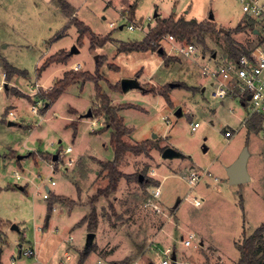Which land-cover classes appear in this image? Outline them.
<instances>
[{
  "label": "rangeland",
  "instance_id": "1",
  "mask_svg": "<svg viewBox=\"0 0 264 264\" xmlns=\"http://www.w3.org/2000/svg\"><path fill=\"white\" fill-rule=\"evenodd\" d=\"M66 1L73 11L68 15L56 0H0V264H94L97 258L109 264H160L167 247L176 254L170 264H236V244L264 221V130L241 124L249 109L239 99L213 98L201 67L227 55V33L249 48L259 38L250 29H238L246 19L238 0ZM174 11L197 21L213 15L215 29L205 34L206 46L196 42L200 54L182 58L164 37L156 50L118 49L120 41L142 39L157 14L166 18ZM132 13L142 30L128 29ZM77 19L97 37L110 34L112 40L91 48L92 34L86 32L79 42L72 24ZM73 45L78 52H70ZM54 54L66 60L50 63L38 80L36 65ZM3 60L17 73L6 77ZM66 71L82 77L47 103L48 92ZM124 78L137 80L140 87L124 92ZM95 81L111 105L132 106L120 111L130 129L123 139L148 144L147 153L129 151L121 157L118 169L124 176L107 196L97 193L108 183L101 163L112 160L114 153L110 129L100 131L104 118L93 116L101 103ZM162 91L169 100L156 95ZM195 121L199 125L192 130ZM229 128L234 130L231 137L224 134ZM68 146L70 152L59 153ZM243 147L249 151L250 180L229 184L225 167ZM165 148L177 154L164 158ZM189 164L211 173L193 191L183 179ZM45 185L47 199L42 196ZM159 185L161 193L154 198L152 190ZM187 194L202 199L201 205L190 203ZM55 198L48 212L47 202ZM92 211L97 224L89 230ZM14 223L19 231L10 228ZM88 232L94 237L86 249ZM189 232L195 237L186 245L181 238ZM42 239L47 251L40 254ZM57 242L63 246L55 249ZM27 249L37 254L28 256ZM51 250L53 257L47 259ZM65 250L70 259L64 260Z\"/></svg>",
  "mask_w": 264,
  "mask_h": 264
},
{
  "label": "trees",
  "instance_id": "2",
  "mask_svg": "<svg viewBox=\"0 0 264 264\" xmlns=\"http://www.w3.org/2000/svg\"><path fill=\"white\" fill-rule=\"evenodd\" d=\"M61 9L68 15L73 13L72 7L66 0H56ZM72 24L75 25L79 31L77 40L82 42L83 35L86 32L91 33L90 37V47L93 48L95 43L103 44L108 39L112 40L109 35L104 37H97L94 33L90 32L89 28L80 20H72ZM239 30L252 29L253 21L251 19H244L241 23L237 25ZM215 29L214 23L210 19L197 21L196 19H186L185 17L178 16L175 17L172 13L166 18H156L154 26L142 37L140 40H132V41H120L118 49L120 51H146L149 49L156 50L159 46V41L164 36L171 34L177 39L192 41L194 39L197 43H199L202 47L206 46L204 36L206 33H209ZM237 29V28H236ZM226 41L228 43V55L238 58L243 53L249 52V46L243 44L235 40L230 33L226 34ZM161 52V51H159ZM163 52V51H162ZM66 60V56H58V54H54L49 59L45 60L40 68H45L52 62H64ZM3 69L5 70V76L11 77L14 73H17L16 68L11 66L7 61L3 60ZM170 60L167 58L163 59V63L165 65H169ZM101 66L100 60L96 63L97 69ZM24 72V71H23ZM26 74V72H25ZM82 76L77 74L76 72L66 71L63 78L55 82L53 88L48 92L47 99L50 103L52 100L56 99L64 88L70 83L74 82L77 79H80ZM88 79L93 80V77H89ZM179 86L185 87L186 84L184 82H179ZM168 87H172L169 86ZM121 88V86H120ZM95 91L96 96L100 100V106L98 107L96 113H93L94 117L101 116L104 118V126L102 130L110 129V146L113 149L114 157L112 160H107L102 162V166L107 170V178L108 183L103 188H98L97 193L99 195L107 196L110 191H113L117 188L119 179L124 176L123 173L118 169V162L121 157L126 152H133L135 154L147 153L148 144L147 140L138 142L136 144H130L126 142L123 137L124 135L130 132L129 127L124 124L123 118L119 115V110L122 108H126L127 106L115 107L110 104V99L108 95L101 93L100 86L98 82L95 81ZM153 92V90H151ZM157 94L163 95L166 100H169V96L166 92H157ZM130 108L131 104H128ZM136 107V106H134ZM252 129L254 128V123L251 122L248 124ZM257 131V130H256ZM56 156H58L56 154ZM137 181L140 184H143L145 179L142 181ZM55 199H51L47 202V211L51 210ZM93 219L88 221L89 230H92L96 227L97 220L95 211H92ZM84 218H82L83 222ZM80 222V223H82ZM264 232V221L260 223L254 231L246 236L243 240L236 244V248L239 251V256L236 264H264V241L260 239L263 237L262 233ZM22 239V236H21ZM21 241V240H20ZM2 249L0 248V254ZM81 264V261L79 262Z\"/></svg>",
  "mask_w": 264,
  "mask_h": 264
},
{
  "label": "built area",
  "instance_id": "3",
  "mask_svg": "<svg viewBox=\"0 0 264 264\" xmlns=\"http://www.w3.org/2000/svg\"><path fill=\"white\" fill-rule=\"evenodd\" d=\"M240 9L243 12L246 19L253 21V28L251 32L253 35H258L259 38L255 39L254 44L249 48V52L241 54L238 58H234L230 55L220 57L218 61H214L212 65L202 66L201 74L209 80V87L211 90V96L220 101L225 98H237L242 105H246L249 109L248 115L243 119L241 124L254 123V126L259 130H264V0H238ZM115 25L114 22L110 23ZM122 27V26H121ZM128 29L133 30L135 28H142V25H134L130 23L127 25ZM168 41L173 42V50L175 54L185 59H191L200 54V50L196 41H186L177 39L171 34L164 36ZM204 57V56H201ZM216 57H214L215 59ZM213 59V60H214ZM221 59V60H220ZM80 67L79 64L75 66V69ZM38 87V84H35ZM31 86V85H30ZM32 88V87H31ZM249 96V97H248ZM38 104V101H36ZM32 111L36 112V106L31 105ZM13 111H8L9 116H13ZM199 123L197 121L191 123V128L194 130ZM234 130L229 128L225 130V136L231 137ZM71 147L68 146L64 150H61L60 154L70 152ZM71 160H69V164ZM211 177V173L207 169H196L191 166L188 169L187 174L183 175V179L190 186V190H194L197 184L203 179ZM216 179V178H214ZM51 185L54 181H50ZM49 190H45L42 194L44 199L49 198ZM160 185L155 186L152 190V196L154 198L159 197ZM189 196V194H187ZM185 197L194 206H200L202 199L198 196ZM156 210L158 208L154 206ZM159 211V210H158ZM195 237L193 232H189L187 236H182V241L189 245L191 239ZM199 244V243H198ZM26 255L32 256L35 254L33 249H27ZM164 257L160 260V264H170L172 256L175 255V251L170 247H167L163 251ZM69 259V256L66 257ZM9 264H15L14 261H10ZM94 264H109L102 258H97Z\"/></svg>",
  "mask_w": 264,
  "mask_h": 264
},
{
  "label": "water",
  "instance_id": "4",
  "mask_svg": "<svg viewBox=\"0 0 264 264\" xmlns=\"http://www.w3.org/2000/svg\"><path fill=\"white\" fill-rule=\"evenodd\" d=\"M209 19H213V15L210 14ZM121 27V26H120ZM220 31L226 32V30L222 27L219 28ZM162 49L160 48L159 51ZM76 46H72L70 52L75 53L77 52ZM212 56H215V53L212 54ZM121 89L123 91L128 90L132 87H140V84L132 78H124L120 82ZM170 86H174V84H171ZM203 89V88H202ZM249 97V96H248ZM181 110L178 109L176 112L179 113ZM85 116L89 117L91 116V111L89 110L86 112ZM9 124H12L11 121H9ZM177 153L173 148H165L162 152V157L167 158V157H173ZM249 156V151L247 147H243L239 155L237 156L236 159H234L231 163H229L225 169H226V174H227V179L229 184H238V183H244L250 180V175L247 170V160ZM57 156L56 154L53 156V159H55ZM139 181L143 180V176L139 175L138 177ZM48 190V187L46 188ZM49 215L47 216L48 219ZM11 229L19 231V227L16 223L11 224ZM94 237L93 232H88L86 236V249L90 246L92 239ZM175 258V255L172 256V259ZM150 264H153L152 262Z\"/></svg>",
  "mask_w": 264,
  "mask_h": 264
},
{
  "label": "crops",
  "instance_id": "5",
  "mask_svg": "<svg viewBox=\"0 0 264 264\" xmlns=\"http://www.w3.org/2000/svg\"><path fill=\"white\" fill-rule=\"evenodd\" d=\"M175 10H176V9H175ZM132 12L134 13V8H133V11H132ZM133 13H132L131 16H130V20H131V22H132L134 25H142V28H143V24H141L140 21H139V22H138V21H134ZM172 13L174 14L175 17H178V15H179V14H177V12H175V11L172 12ZM172 13H170V15H171ZM179 16H180V15H179ZM157 17H159V18H165V16H159L158 14L156 15V18H157ZM155 21H156V20H155ZM131 22H130V23H131ZM136 22H137V23H136ZM120 28H121V27H120ZM142 28H140V30H142ZM135 29H136V28H135ZM137 29H139V28H137ZM77 50H78V49H77ZM77 52H78V51H77ZM42 61H43V60H42ZM162 61H163V60H162ZM40 64H41V63H40ZM164 65H165V64H164ZM169 65H170V63H169ZM169 65H165V66H169ZM50 66H52V65H50ZM39 67H40V66H39V63H38V64L36 65V74H37V78H38V80H39V78H40V76H41V75L39 74V72H40L41 70L44 69V68L41 69V68H39ZM48 67H49V66H47V68H48ZM4 71H5V70L3 69V72H4ZM43 71H45V69H44ZM38 74H39V75H38ZM41 74H42V73H41ZM132 79H133V78H132ZM54 80H55V79H54ZM54 80H53V81H54ZM1 81H2V80H1ZM136 81H137V80H136ZM146 81H147V80H146ZM137 82H138V81H137ZM138 83H139V82H138ZM50 84H51V83H50ZM139 84H140V83H139ZM161 85H163V84H161ZM141 89L143 90V87H142V86H141ZM203 89H204V88H203ZM121 90H122V89H121ZM128 90H129V89H128ZM128 90H125L124 92H127ZM156 95H160V94H156ZM6 97H7V96H6ZM123 109H125V108H122L121 110H123ZM121 110H119V115H120V111H121ZM69 113H70V112H69ZM70 114H72V113H70ZM122 118H123V117H122ZM127 127H128V126H127ZM131 130H132V128H131ZM257 130H258V129H257ZM14 152H15V151H14ZM38 152H39V151H38ZM20 157H21V156H19L18 158H20ZM56 158H57V157H56ZM56 158H55V159H56ZM228 164H229V163H228ZM228 164H227V165H228ZM189 167H191L190 164H189ZM47 187H48V186L45 185V188H47ZM20 188L23 190L25 187L23 188V186H20ZM48 189H49V188H48ZM62 204H63V203H61V205H58V208H60V207L62 206ZM54 207H55V206H54ZM69 212H70V211H69ZM75 212H78V210L75 211ZM47 216H48V215H47ZM49 217H50V214H49ZM49 217H48V219H47V217H46V221L49 220ZM50 239H51V238H50ZM50 239H49V240H50ZM68 239L71 240V237H69ZM41 242H42V243H41V248H40V246H39V247L37 248V250L39 251L40 254H43L44 252L47 251V250H46V251L44 250V249L46 248L47 245H45V247H44V245H43V243L46 242L45 239H42ZM59 243H60V242H59ZM59 243L57 242V246H56L55 249H57L59 246H60V247L63 246L62 244L60 245ZM37 250H36V251H37ZM34 251H35V250H34ZM36 251H35V253L37 254ZM53 253H54V250L49 251V252L47 253V259L52 258V257H53ZM67 253H68V252L65 250V252H64V254H65V255H64V256H65V257H64V260H65V258H66L67 256H69V254H67ZM61 259H63V258L61 257ZM69 259H70V256H69ZM66 261H67V259H66ZM63 263L65 264V262H63ZM150 263H151V262H150ZM150 263H149V264H150ZM152 263H154V262H152ZM136 264H139V263H136Z\"/></svg>",
  "mask_w": 264,
  "mask_h": 264
}]
</instances>
